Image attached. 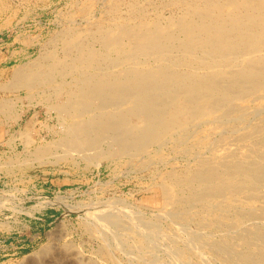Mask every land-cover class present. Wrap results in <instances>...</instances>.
Masks as SVG:
<instances>
[{
  "label": "bare ground",
  "instance_id": "1",
  "mask_svg": "<svg viewBox=\"0 0 264 264\" xmlns=\"http://www.w3.org/2000/svg\"><path fill=\"white\" fill-rule=\"evenodd\" d=\"M145 1H129L122 17L118 2L111 4L106 14L113 22L98 21L94 30L68 26L62 53L47 51L38 69L33 62L14 66L12 82L59 95L50 107L61 121L57 146L64 155L149 165L165 161L162 149L170 144L191 158L157 182L164 211L155 219L110 204L85 210L104 254L122 246L139 262L193 264L198 250L203 264L208 257L264 264V0H166L163 7L181 9L166 19L156 5L151 17ZM7 106L0 101V110ZM50 144L38 148L39 162ZM162 216L184 231L190 224L197 229L186 231L181 246L180 231L160 229ZM162 238L171 256L165 263L155 252ZM64 247L44 245L39 252L48 256L38 264H93Z\"/></svg>",
  "mask_w": 264,
  "mask_h": 264
},
{
  "label": "rangeland",
  "instance_id": "2",
  "mask_svg": "<svg viewBox=\"0 0 264 264\" xmlns=\"http://www.w3.org/2000/svg\"><path fill=\"white\" fill-rule=\"evenodd\" d=\"M129 1H0V101L8 104L4 110H0V264H38L41 258L48 256L39 252L44 245H56L61 249L67 246V250L78 251L77 255L83 261L89 259L88 262L93 264L149 263L135 260L131 250L122 246L114 248L110 255L100 251L103 240L87 229L85 210L88 213L98 206L110 204L116 211L127 207L125 210H129V214L135 212L145 216V220L155 219L164 211L157 182L166 171L186 165L192 161L191 158L175 153L170 144L162 149L165 161L154 160L149 165L128 157H111L99 163L77 152L64 155L62 148L57 146L63 135L61 121L57 112L50 107L59 95L54 94L48 86L36 85L30 91L12 82L14 66L33 62V68L41 67L38 62L44 57L43 54L46 56L47 51L56 49L61 54V35L68 26L82 31L94 30L98 21L113 22L106 14L113 3L118 2V16H126ZM164 1H145L148 2L146 5L151 17L156 15V6L164 19L167 15L181 12L177 6L163 7ZM84 7L88 8L85 10ZM94 45L101 48L98 42H94ZM47 143H51L50 151L44 154L48 156L39 162L35 155L38 148ZM60 190L62 194L59 196ZM165 218H160V229L164 232L173 229L180 231V243L184 246L188 238L186 231L196 230L197 225L190 224L184 231L181 226L178 227V223ZM128 220L129 223L134 222V219ZM143 225L141 227L146 229ZM162 231L161 235L165 236ZM208 233L213 239L220 237L217 231L209 230ZM160 240L161 248L158 247L155 251L157 256L154 255L160 263H165L171 259V256H167L168 241L164 238ZM200 254L195 250V256L191 259L193 264H203ZM208 259V264H220L215 258Z\"/></svg>",
  "mask_w": 264,
  "mask_h": 264
},
{
  "label": "built area",
  "instance_id": "3",
  "mask_svg": "<svg viewBox=\"0 0 264 264\" xmlns=\"http://www.w3.org/2000/svg\"><path fill=\"white\" fill-rule=\"evenodd\" d=\"M58 193H59V194H57V195H59V196H60V195L62 194V191L60 190V191H58ZM55 197H56V196H55Z\"/></svg>",
  "mask_w": 264,
  "mask_h": 264
}]
</instances>
